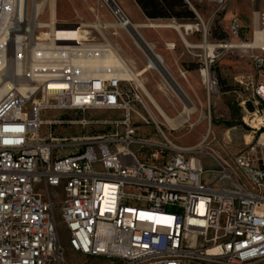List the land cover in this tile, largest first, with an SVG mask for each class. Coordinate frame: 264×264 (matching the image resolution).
<instances>
[{"label":"built area","instance_id":"2783aa9c","mask_svg":"<svg viewBox=\"0 0 264 264\" xmlns=\"http://www.w3.org/2000/svg\"><path fill=\"white\" fill-rule=\"evenodd\" d=\"M15 1L0 0L2 78L10 81L0 95V264L64 263L56 196L68 247L88 257L110 264H264V41L255 43L264 12L249 40L208 42L203 21L189 29L204 35L201 44L186 46L201 50L189 52L207 71L208 97L219 93L209 64L223 52L246 50L257 78L245 122L251 141L233 164L216 160L204 169L189 155L202 148L174 144L159 126L160 141L138 134L131 114L147 110L144 90L122 76L126 63L103 35L105 22L55 21L37 40L42 28L27 26L41 15L35 1L27 3L25 19ZM106 6L120 29L130 24L119 4ZM241 28L233 16L229 33L238 38ZM56 109L122 115L102 121L109 132L58 154L57 139L40 132L57 121L42 113Z\"/></svg>","mask_w":264,"mask_h":264},{"label":"rangeland","instance_id":"374dc122","mask_svg":"<svg viewBox=\"0 0 264 264\" xmlns=\"http://www.w3.org/2000/svg\"><path fill=\"white\" fill-rule=\"evenodd\" d=\"M122 0L116 2L126 11L131 20H139L140 12L128 0L121 4ZM194 12V18L191 20H179L177 22L196 23L203 21L207 27V41L214 42L218 40H242L249 39L246 35L249 31V23H252L251 16L240 13L239 7L251 5L252 0H224L218 3L217 0H185ZM264 1V0H263ZM67 2L69 5L67 6ZM58 10V18L60 21H78V22H95L101 20L103 22H114L115 20L109 12L108 6L103 0H56V16ZM89 13H88V12ZM82 12V13H81ZM230 13V14H228ZM41 14V13H40ZM231 16H237L239 20L248 27L239 35L234 37L229 33V21ZM49 17L48 5L40 20L47 22ZM150 19V18H148ZM158 23H168L169 19L157 18ZM142 21L147 22L146 18ZM165 21V22H164ZM176 21V20H175ZM144 23V22H134ZM44 30V28H42ZM160 29H139L140 35L146 40L149 39L159 41L164 47L165 37H161ZM116 35L111 34L114 28L109 27L102 33L109 42L116 45L120 54L124 59H128L133 63L135 59V67L138 69L146 63V54L136 44L131 33L125 29H116ZM155 30V31H154ZM159 30V31H157ZM161 32L164 34L165 31ZM99 38V36H97ZM136 39V37H135ZM199 44L201 36L197 34L195 37ZM137 40V39H136ZM151 42V41H150ZM177 51V59L174 62V70L169 68V58L163 56V64L166 66L164 73L157 70H150L146 74L140 75L147 90L152 93L155 101L169 117H176L182 109L180 99L175 95L169 85L164 81L167 75L172 77L174 82L182 90L186 101L194 105L196 110L189 118V121L183 124L178 130L172 129L169 124L161 118L154 106L145 98L147 110L138 107L133 112L132 121L138 128L140 136L149 137L152 140H162V134L158 130L160 127L163 134L174 144L183 147H199L201 151L193 152L189 155L200 160L202 168L209 169L217 166L216 160L221 163L233 164L234 156L237 152L246 147V135L251 134L249 127L245 122H249L248 111L253 109L252 86L257 81L254 76L253 67L248 52L244 49H232L223 52L215 62L209 64V70L214 74L219 93L208 97L202 82L201 68L203 63L197 57H194L189 51L194 53L201 52L200 49H189L182 47L179 42ZM154 51L159 52L154 48ZM132 57V58H131ZM127 60V61H128ZM188 70L189 72H185ZM185 76L184 77V73ZM148 81H146V79ZM162 86V90L158 89ZM183 98V97H182ZM200 113L204 117L200 118ZM150 114V115H149ZM121 112L110 110H87V111H70V110H48L42 113L45 120H57L54 123H44L41 127V135L44 137L56 138L53 142L58 144V154H64L76 150L83 145L86 138L102 133H107L111 129V125L102 123L103 120L119 118ZM200 118V119H199ZM144 120H147L146 123ZM192 124V125H191ZM49 140V139H47ZM199 145V146H198ZM135 149L134 146L131 147ZM209 175H205L204 179H208ZM46 196L52 197L53 191H45ZM56 203L54 215L57 219L59 230V238L61 245L65 250V261L63 264H110L104 258H92L74 252L67 245V235L65 228L60 220L58 213L59 197H52Z\"/></svg>","mask_w":264,"mask_h":264},{"label":"bare ground","instance_id":"6f19581e","mask_svg":"<svg viewBox=\"0 0 264 264\" xmlns=\"http://www.w3.org/2000/svg\"><path fill=\"white\" fill-rule=\"evenodd\" d=\"M35 1V5L33 4L34 8L36 7V11L38 15H40L44 5H45V1L48 2L49 4V21L44 22L42 20H40L38 17L35 21H33V15H32V20L30 22L27 23V26L33 27V26H39V27H44L46 26V24H49V26H51V24L53 22H55L57 20L56 17V0H33V2ZM107 5L109 6H113L114 4H118L115 0H103ZM16 10L18 9L19 12V16L23 19H25L26 16V5L27 3H29V0H16ZM35 10V9H34ZM256 19V15L254 17ZM129 19V18H128ZM130 24H128L125 27V30L129 31L131 33V35L133 36V39L135 40L136 44L144 51V53L147 55V57H149L150 59V67L154 68L155 70H157L160 74L164 73L165 71H167L166 66L163 64V61H161V59L159 58V56L157 55V53L154 51V45L151 42H148L142 35H140L139 29L142 28H148V29H159V28H168V27H172L173 29H177L180 30V27H183V29L185 28L184 32L187 31V33L189 32L190 28H194L195 23H176L175 20H171L168 23L162 24V23H158V22H154V21H147L144 23H134L131 22L129 20ZM107 27H112L114 28V31L111 32V34L116 35L118 33L117 29V25L114 22H105ZM45 30L40 29L39 32H37V40H43V38L45 37ZM136 37V39H135ZM185 44L187 46H191L190 43H188L186 41V39L184 38ZM259 41H264V31L262 32H258V30L256 31V38H255V43L259 42ZM109 42V41H108ZM112 47L114 48V50H116V52H119V49L116 45L112 44L111 42H109ZM38 44H44V42L39 41ZM209 48H211V46L209 45ZM121 55V54H120ZM124 57V56H123ZM122 57V59L125 61L126 65L122 66L124 67V70L122 72V76L124 78L127 79H134L137 80L138 82H140L144 92L146 93V95L148 96L150 103L154 106V108L157 110V112L159 113V115L161 116V118H163L168 124L169 126L174 129V130H178L180 127L183 126L184 123H186L187 121H189V118L192 114H194L196 108L194 105L187 104L188 101H186V96H184V94L182 93V90L178 87V85L174 82V80L172 79V77L167 75V78H165V82L169 85V87L172 89V91L175 93V95L180 99L181 103H182V109L181 111L178 113V115L176 117H169L163 110L162 108L158 105V103L155 101L154 97L152 96V94L145 88V85L142 81V77L140 75V72L142 74H146L147 72H149V66L147 67L145 64L142 67H139L138 69H140V72L138 71V69L135 67V62L133 61L130 62L128 59V61L126 59H124ZM114 58L110 57L108 59V62H113ZM4 69V62L2 59H0V95H2V93L8 89L10 87V81L2 78V70ZM201 75L206 76L207 75V71L204 69L201 71ZM20 90L23 91L25 89V86H23V84L21 83L19 86ZM158 89L162 90V86H158ZM183 97V98H182ZM200 118H203L204 115L203 113H200L199 115ZM199 118V119H200ZM192 125V124H191ZM252 139V135L251 134H247L246 138L247 139ZM261 141H264V133L261 134L260 136ZM251 141V140H250ZM250 141L246 140V143H249ZM199 146V145H198ZM194 159H196L194 157Z\"/></svg>","mask_w":264,"mask_h":264},{"label":"crops","instance_id":"0c3cea01","mask_svg":"<svg viewBox=\"0 0 264 264\" xmlns=\"http://www.w3.org/2000/svg\"><path fill=\"white\" fill-rule=\"evenodd\" d=\"M67 1V0H66ZM116 1V0H115ZM124 1L125 0H122L121 1V4L123 3L124 4ZM130 3H132V5H134V7L135 8H137L138 10H139V12H140V19L139 20H131L130 18H129V15L126 13V11H124L126 14H127V16H128V18H129V20L131 21V22H145V21H142V18H146V20L147 21H153V20H156V21H159V19H148L146 16H144V14L142 13V11H141V9L139 8V6L137 5V3L134 1V0H128ZM219 3V2H218ZM47 5H48V8H49V4H48V2L47 1H45V5H44V7H43V9H42V11H41V15L43 14V12H44V10H45V8L47 7ZM67 6H68V9H70L69 8V5H68V2H67ZM123 9V8H122ZM124 9H125V7H124ZM123 9V10H124ZM71 10V9H70ZM239 10H240V13H242L243 15H246L247 16V21H248V15H250L251 16V19H252V23L250 24L249 23V31L247 32V34L246 35H249V39L251 38V36H252V31L256 28V26H257V22H258V18H259V15L261 14V13H263L264 12V1L263 0H252V2H251V5L249 6V5H244V6H241V7H239ZM72 11V10H71ZM88 12V11H87ZM82 13V12H81ZM89 13V12H88ZM228 14H230V13H228ZM40 15V16H41ZM255 15H256V19L254 18L255 17ZM57 20H56V22H58V23H60V24H71V23H75V22H78V21H71V22H67V21H60L59 20V18H58V10H57ZM233 16H231L230 18H232ZM48 20H49V17H48ZM47 20V21H48ZM171 20H175V19H171ZM171 20H169V22L171 21ZM165 22V21H164ZM84 23H92V22H84ZM176 23H186V22H177V20H176ZM240 23H241V25H242V28H241V32H240V34L244 31V29H247L248 27L242 22V20L240 19ZM162 24H165V23H162ZM161 30L162 31H165L166 33H162L161 32ZM155 31V30H154ZM157 31H159V30H157ZM160 35H161V37H163V39H164V37L166 38L165 39V43H164V47H162L161 46V43L159 42V41H156L155 39H153V40H151V39H149L150 41H151V43L154 45V47H155V49H157L159 52H157V54H159L161 57H162V60H163V62H164V58H163V56L165 55V56H169L168 58H169V68L171 69V70H174V62H176V57H177V51L176 50H178L179 49V42L181 43V45H182V47H184V48H187V46H186V44H185V41H184V38L186 39V41L188 42V43H190L191 45L192 44H199V42L197 41V39H195V37L197 36V34H199V36H201V39H200V42L201 41H203V38H204V35H203V33L202 32H194V33H192V34H186L185 32H184V29H183V27H180V30H177V29H173L172 27H168V28H166V29H160ZM243 34V33H242ZM207 38V37H206ZM208 39V38H207ZM244 39H245V37H244ZM249 39H245V40H249ZM148 41V40H147ZM150 41H148V42H150ZM166 43H169V44H173L174 45V48L173 49H167L166 48ZM132 58V57H131ZM133 59V61L135 62V59L134 58H132ZM151 69H149V71H150ZM185 72H189L188 70H186ZM184 73V72H183ZM184 77H186L185 76V73H184ZM146 79V81H148V79L147 78H145ZM144 83V82H143ZM145 85V84H144ZM145 88L147 89V87L145 86ZM150 92V91H149ZM151 93V92H150ZM152 94V93H151ZM147 99L148 100V102L150 103V100H149V98H148V96L146 95V93L144 92V99ZM145 101V100H144ZM145 137V136H144ZM186 147V146H185Z\"/></svg>","mask_w":264,"mask_h":264},{"label":"trees","instance_id":"16d2710c","mask_svg":"<svg viewBox=\"0 0 264 264\" xmlns=\"http://www.w3.org/2000/svg\"><path fill=\"white\" fill-rule=\"evenodd\" d=\"M144 16L150 19L191 20L194 12L185 0H134Z\"/></svg>","mask_w":264,"mask_h":264}]
</instances>
